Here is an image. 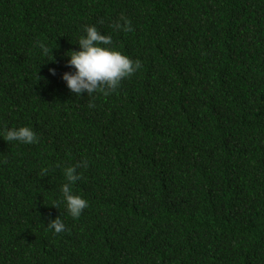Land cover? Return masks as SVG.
<instances>
[{
  "label": "trees",
  "instance_id": "obj_1",
  "mask_svg": "<svg viewBox=\"0 0 264 264\" xmlns=\"http://www.w3.org/2000/svg\"><path fill=\"white\" fill-rule=\"evenodd\" d=\"M84 25L141 62L114 92L61 79ZM0 264H264V0H0Z\"/></svg>",
  "mask_w": 264,
  "mask_h": 264
},
{
  "label": "clouds",
  "instance_id": "obj_2",
  "mask_svg": "<svg viewBox=\"0 0 264 264\" xmlns=\"http://www.w3.org/2000/svg\"><path fill=\"white\" fill-rule=\"evenodd\" d=\"M112 27L116 30L131 31V24L128 18L121 16L115 21ZM42 55H51V49L43 42L38 41ZM111 35L103 34L95 25H84L83 34L79 36L77 50H70L66 54V64L70 71L61 73V79L66 87L75 95H92L96 92H114L120 85L121 80L130 77L141 67L139 59L133 60L116 48L110 47ZM49 72L55 75V69L50 68ZM3 138L7 141H17L21 144H35L39 137L29 126L9 127L3 130ZM59 166V165H57ZM87 168V160H82L75 165L63 168L65 182L60 186L62 200L68 214L72 218H78L88 201L81 195L73 192V184L80 178L78 168ZM55 207V204L53 205ZM48 227L59 233L65 230V224L60 216L49 220Z\"/></svg>",
  "mask_w": 264,
  "mask_h": 264
}]
</instances>
